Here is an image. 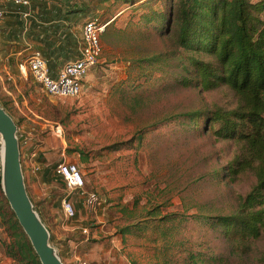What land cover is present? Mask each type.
I'll return each mask as SVG.
<instances>
[{"label": "rangeland", "instance_id": "1", "mask_svg": "<svg viewBox=\"0 0 264 264\" xmlns=\"http://www.w3.org/2000/svg\"><path fill=\"white\" fill-rule=\"evenodd\" d=\"M145 1L132 0L118 4L116 8L109 7L108 11L99 0H89L98 8L96 19L106 27L100 35L101 54L92 69L93 77L76 98L50 97L40 87L34 88L30 79L23 88L30 94L25 104L17 100L16 106L0 92V103L15 123L26 126L33 136L43 140L55 133L56 128L61 129V139H55L63 142L67 157L76 158L85 190L100 197L99 210L108 228L109 247L123 257L126 264L162 263L163 257L155 255L156 259L152 246L145 240L130 236L123 242L118 233L119 228L141 220L142 208L149 210L152 206H160L163 215L194 213L190 207L195 203H209L204 210L217 208L247 193L254 183L249 175L241 177L232 186L211 183L210 174L222 168L235 149L227 142H215L196 134L193 124L185 127L183 120L150 131L132 148L125 145L115 150L106 149L114 143L129 140L136 127L158 115L163 117L164 114L188 112L214 104L233 107V99L224 89L172 88L171 79L165 84V90L151 96L137 109H128L116 94H111L113 84L123 82L128 76L130 85L138 78V70L128 68L127 61L166 48L157 29L152 28L157 22H150L144 29L142 16L159 8L165 9L167 1L153 0L148 5ZM79 152L88 158L87 162L81 160ZM130 215L133 216L131 219L128 218ZM184 225H187L189 236L194 225L183 223L181 228ZM3 234L7 244L11 240L7 232L3 231ZM145 236L149 237V233ZM175 237V240L184 239L179 235ZM191 240L194 245H199L194 249L205 255V261L198 259L197 264H264V237L253 241L249 250L242 252L231 249L221 231L202 227ZM189 244L185 247L187 250H191ZM172 249L163 256L171 254L175 261L178 257L185 260L189 256L188 251L178 255L181 254L178 252L180 245Z\"/></svg>", "mask_w": 264, "mask_h": 264}, {"label": "trees", "instance_id": "2", "mask_svg": "<svg viewBox=\"0 0 264 264\" xmlns=\"http://www.w3.org/2000/svg\"><path fill=\"white\" fill-rule=\"evenodd\" d=\"M130 1L99 0L108 11L109 7L116 8ZM152 1L146 0L144 4ZM166 1L165 9L142 16L144 29L150 22H157L152 28L157 29L166 48L127 61L128 68L138 70V78L130 85L128 76L123 82L113 84L111 94H116L133 110L165 90V84L171 79L172 88L224 89L231 95L233 107L214 104L163 117L158 115L136 127L129 140L106 149L115 150L125 145L132 148L150 131L179 120H183L185 127L193 124L196 134L215 142H227L235 149L232 158L210 174L209 181L232 186L249 175L254 183L247 193L217 208L204 210L209 203H195L190 207L195 212L190 214L163 215L160 206H152L149 210L142 208L141 220L118 230L123 242L130 236L145 240L152 246L156 259L163 257L161 264H197L198 259L205 261V255L194 249L199 245H194L191 239L202 227L221 231L231 249L239 252L249 250L253 241L264 237V0ZM81 153V160L87 162L88 158ZM189 222L194 226L187 236V225L181 228V224ZM0 225L11 240L5 244V251L16 264H40L2 195L1 178ZM145 233H149V237ZM177 235L184 239L175 240ZM186 243L195 254L185 248ZM178 245L181 248L178 255L188 251V258L178 257L175 261L171 254L163 256Z\"/></svg>", "mask_w": 264, "mask_h": 264}, {"label": "crops", "instance_id": "3", "mask_svg": "<svg viewBox=\"0 0 264 264\" xmlns=\"http://www.w3.org/2000/svg\"><path fill=\"white\" fill-rule=\"evenodd\" d=\"M27 1V6L0 1V92L16 106L17 100L25 104L30 98L23 89L29 79L34 88L39 87L21 67L28 57L38 51L47 61L50 75L56 78L66 63L79 58L83 25L98 15V8L89 0ZM93 70L84 78L83 87L90 83ZM17 127L27 195L63 264H126L109 247L102 211L87 212L54 172L58 163L76 162V158L67 157L63 142L59 140L60 145L55 134L42 140L26 126ZM65 200L72 201V218L63 212ZM3 231L0 225V264H16L5 251Z\"/></svg>", "mask_w": 264, "mask_h": 264}, {"label": "built area", "instance_id": "4", "mask_svg": "<svg viewBox=\"0 0 264 264\" xmlns=\"http://www.w3.org/2000/svg\"><path fill=\"white\" fill-rule=\"evenodd\" d=\"M12 2L15 5L27 6V0H0ZM3 15L0 12V20ZM106 24H101L96 18L87 20L82 28V48L77 60L66 63L53 78L48 69L47 61L38 52L34 51L26 60L24 68L39 85V87L50 97L59 99L76 98L82 92L83 80L86 75L98 63L101 54L100 35ZM57 138H61V129H55ZM55 174L62 179L74 198L80 201L87 212H97L101 207L100 197L95 192L85 190L83 176L75 161H64L56 165ZM63 212L67 218L75 215L72 201L65 200L62 204ZM80 264H86L80 262Z\"/></svg>", "mask_w": 264, "mask_h": 264}, {"label": "water", "instance_id": "5", "mask_svg": "<svg viewBox=\"0 0 264 264\" xmlns=\"http://www.w3.org/2000/svg\"><path fill=\"white\" fill-rule=\"evenodd\" d=\"M18 127L0 103L1 191L40 264H63L50 235L30 201L23 178Z\"/></svg>", "mask_w": 264, "mask_h": 264}]
</instances>
